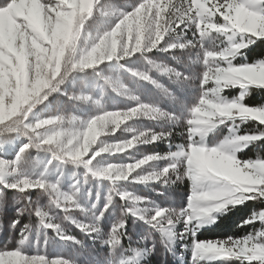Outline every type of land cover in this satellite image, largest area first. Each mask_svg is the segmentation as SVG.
<instances>
[{
  "label": "snow or ice",
  "instance_id": "1",
  "mask_svg": "<svg viewBox=\"0 0 264 264\" xmlns=\"http://www.w3.org/2000/svg\"><path fill=\"white\" fill-rule=\"evenodd\" d=\"M108 20L115 22L104 26ZM94 21L100 23L94 27ZM258 42H264V0H136L127 8L107 0H0V133L27 139L14 158L0 154V210L6 205L5 190L17 193L16 218L10 227L19 232L16 243L0 247V264H78L73 257L50 256L47 251L57 240L84 247L64 222L108 246L107 264H145L156 244L133 247L130 242L125 247L122 241L129 218L158 233L165 252L175 254L181 243L191 253L192 264H264V208H253L237 225L252 228L243 236L197 238L202 228L236 206L249 201L264 204V156H238L250 147L264 148V102H245L253 91L264 92V57L251 62L247 57V50ZM154 50L170 53L179 64L183 61L177 51L197 50L189 60L202 65V71L193 72L185 65L190 69L185 72L149 59L147 53ZM137 53L151 69L192 90L193 101L178 99L150 71L127 68L160 89L179 110L140 102L119 81L104 77L117 92L137 103L126 109L102 110L87 119L59 112L36 115L34 110L61 92L60 86L73 73L95 70ZM232 89L238 93L229 95ZM70 99L89 101L91 97L72 95ZM137 118L170 126L160 131L129 129L133 132L130 138L103 141L102 137L114 135ZM249 124L255 126L243 127ZM177 127L183 130L177 132ZM223 129L226 134L210 146L208 137ZM177 137L183 142L174 143ZM10 142L7 136L0 141ZM157 142L166 143L167 151L145 152L128 163H95L102 154H122ZM33 148L50 154L42 170L28 162L27 153ZM53 161L59 164L58 172L63 164L82 166L84 183L90 178L108 180L103 207L98 206L99 197L91 205L79 200L78 180L70 191L62 190L59 177L50 180L48 166ZM185 181L186 206H163L126 189L130 184L170 189ZM36 190L46 195V205L33 200L31 193ZM116 197L123 202L120 215L105 232L102 221L115 206ZM58 212L63 213L61 222ZM25 214L34 215L38 223L20 226ZM48 230L55 238L47 235Z\"/></svg>",
  "mask_w": 264,
  "mask_h": 264
},
{
  "label": "rangeland",
  "instance_id": "2",
  "mask_svg": "<svg viewBox=\"0 0 264 264\" xmlns=\"http://www.w3.org/2000/svg\"><path fill=\"white\" fill-rule=\"evenodd\" d=\"M107 2L116 3L121 8H127L129 4L135 3L136 0H107ZM114 22V20L105 21L104 26H108ZM91 23L95 27L96 24L100 22L94 21ZM191 36L192 33L188 32V37L191 38ZM196 51L197 50L177 51L176 55L180 57L183 64L177 63V61L174 60L172 55L168 52L154 50V52L147 53V57L156 62L176 67L178 70L185 72L190 70L189 68L184 67L187 65L193 72L198 73L202 71V65L191 64L189 60L190 56L194 58ZM127 68H133L140 71H150L152 77L167 87L178 99L184 101L185 103H191L193 101L194 93L192 90L181 87L177 82L170 79L169 76L162 75L157 70L151 69V66L147 63L145 57L137 53L131 58H126L125 60H121L119 62L114 60L112 62L101 64L95 70L89 69L73 73L65 81V83L60 86L61 92L54 93L49 97V101L45 102V104L39 105L34 111L37 116H49L59 112L75 115L81 119H87L95 116L102 110L126 109L137 103V101L132 100L129 96H125L120 92H117L113 85L108 83L104 77H109L113 81H119L120 84L124 85V87L132 93V95L137 96L140 102L152 103L168 111L179 110V105L175 104L174 101L166 96L160 89L156 88L151 83L142 81L133 76L126 70ZM97 73H99V75H97ZM234 90L238 91V89H232L231 91ZM72 95H87L91 97V100L77 101L70 99V96ZM97 100L100 101L99 105L95 103ZM169 126L170 125L168 124L158 125L157 122L144 118L131 119L126 122V124L122 126L123 128L118 130L114 135H105L102 139L105 142L122 141L130 138V135H133V132L128 131L129 129H134L136 132L148 128L160 131ZM175 130L180 132L183 129L177 127ZM226 132L227 129H223V131L217 130L215 136L210 135L208 137L210 146L214 139L222 138ZM5 136H7L11 142L7 144L0 143V154L6 155L5 158L12 159L19 147L23 143H27V139L23 137L13 139L15 136L14 133H0V141H3ZM180 142H183L180 137H177L174 141V143ZM253 148L254 147L245 149L242 153H239L238 156L242 159L249 158L244 156L248 155ZM152 151L165 152L167 151V145L162 142H157L152 145H138L137 147L129 149L122 154H102L101 157L97 158L95 163L99 165H104L106 163H128L131 162V159L138 158L142 153ZM27 159L30 164H38V170H42L43 166L47 163V160L50 159V154H46L44 152L37 153L36 149L33 148L28 151ZM58 166L59 164L56 161H53L52 164L48 166V175L50 180L54 182L57 177H59L61 180L62 190L65 191H70L73 183L78 180L80 183V191L78 194L79 200L82 203H86V205H91L92 203H96L97 197H99L98 206L103 207L104 197L110 187V182L108 180L90 178L88 183H84L86 170L82 166H75L70 163L63 164L60 172L57 171ZM88 176L90 177L91 174H88ZM126 189L129 192H134L138 195L154 199L157 203L163 206H186L187 203V181L183 184L173 186L170 189H165L158 184H130L126 185ZM160 192H163L164 196H159L158 193ZM31 195L33 200L38 199L41 204H47V197L40 190L33 191ZM16 198L17 193L5 190L6 205L3 210H0V247L4 245L12 246L19 239L18 229L13 230L10 227L12 220L16 218V208L18 207V205L14 203ZM122 203L123 202L120 201L119 197H116L115 206L105 213V217L101 225L105 232L110 231L112 223L120 215V206ZM73 214L76 215L78 219L82 218L78 211H74ZM62 217L63 213L58 212V222H61ZM25 223H31L35 226L38 223V220L34 215L29 217L25 214L21 218L20 226H23ZM64 227L69 234L75 236L78 240L83 241L84 247L66 245L57 240L47 247V251L50 256L63 254L65 258H75L78 264H107L111 252V249L108 246L103 245L99 240H92L90 236L80 231L70 222H64ZM255 227H260L258 222ZM205 228H202L201 230ZM248 228V232L252 231L250 226ZM178 230H182V225H178ZM126 231L127 234L124 236L122 241L125 247H127L130 242L133 247H151L153 243L156 244L155 252L147 258L145 264H192L191 253L185 252L181 243L177 244L175 254L165 252L160 243L159 234L153 232L142 222L134 221L129 218ZM47 235L55 238V233L52 230H48ZM181 256H183V260H181ZM217 264H219V262H217Z\"/></svg>",
  "mask_w": 264,
  "mask_h": 264
},
{
  "label": "trees",
  "instance_id": "3",
  "mask_svg": "<svg viewBox=\"0 0 264 264\" xmlns=\"http://www.w3.org/2000/svg\"><path fill=\"white\" fill-rule=\"evenodd\" d=\"M247 57L249 62L264 57V42H258L251 49L247 50ZM237 93L238 91L234 90L228 94L236 95ZM245 102L249 105H256L264 102V92L253 91V93L246 98ZM254 126V124H249L244 125L243 127L248 128ZM257 153L264 156V148L255 147L248 155L244 157L254 158ZM253 208H264V204H261L260 202L249 201L246 204L236 206L231 211H227L225 214L219 215L216 223L201 230L197 238L199 240H215L217 238L222 239L227 236H243L249 231V228L237 227V225L249 215Z\"/></svg>",
  "mask_w": 264,
  "mask_h": 264
},
{
  "label": "clouds",
  "instance_id": "4",
  "mask_svg": "<svg viewBox=\"0 0 264 264\" xmlns=\"http://www.w3.org/2000/svg\"><path fill=\"white\" fill-rule=\"evenodd\" d=\"M107 147H108V146H105V148H102V149H101V151H104V150H106V149H107Z\"/></svg>",
  "mask_w": 264,
  "mask_h": 264
}]
</instances>
